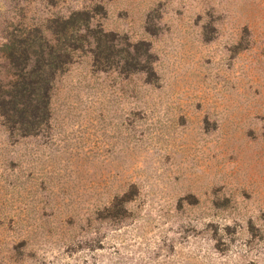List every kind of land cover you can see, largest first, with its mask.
Segmentation results:
<instances>
[{
  "label": "rangeland",
  "instance_id": "1",
  "mask_svg": "<svg viewBox=\"0 0 264 264\" xmlns=\"http://www.w3.org/2000/svg\"><path fill=\"white\" fill-rule=\"evenodd\" d=\"M39 26L75 49L0 115V264H264V0H0Z\"/></svg>",
  "mask_w": 264,
  "mask_h": 264
},
{
  "label": "trees",
  "instance_id": "2",
  "mask_svg": "<svg viewBox=\"0 0 264 264\" xmlns=\"http://www.w3.org/2000/svg\"><path fill=\"white\" fill-rule=\"evenodd\" d=\"M69 18L64 20L68 23ZM71 28L64 27V34ZM47 27H31L15 43H3V58L17 69L7 82H0V115L19 129H34L47 117L55 75L70 60L75 47L56 43ZM5 51V52H4Z\"/></svg>",
  "mask_w": 264,
  "mask_h": 264
}]
</instances>
